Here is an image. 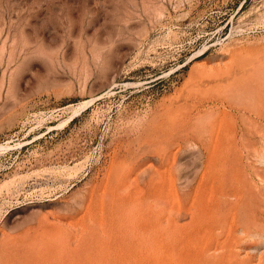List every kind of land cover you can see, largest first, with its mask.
Masks as SVG:
<instances>
[{"label":"rangeland","instance_id":"374dc122","mask_svg":"<svg viewBox=\"0 0 264 264\" xmlns=\"http://www.w3.org/2000/svg\"><path fill=\"white\" fill-rule=\"evenodd\" d=\"M0 264H264V0H0Z\"/></svg>","mask_w":264,"mask_h":264},{"label":"bare ground","instance_id":"6f19581e","mask_svg":"<svg viewBox=\"0 0 264 264\" xmlns=\"http://www.w3.org/2000/svg\"><path fill=\"white\" fill-rule=\"evenodd\" d=\"M244 81H245V78H244ZM244 81H242V82H244ZM247 81V80H246ZM222 82V81H221ZM239 82V81H238ZM246 84V83H245ZM236 85V84H235ZM239 86V87H238ZM243 86H244V84H243ZM236 87L237 88H240V85H236Z\"/></svg>","mask_w":264,"mask_h":264}]
</instances>
